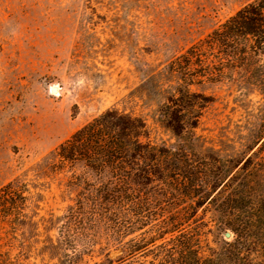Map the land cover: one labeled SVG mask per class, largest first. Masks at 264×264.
<instances>
[{
  "label": "rangeland",
  "instance_id": "1",
  "mask_svg": "<svg viewBox=\"0 0 264 264\" xmlns=\"http://www.w3.org/2000/svg\"><path fill=\"white\" fill-rule=\"evenodd\" d=\"M253 1L0 0V188L14 182L27 197L20 220L0 221V264H61L50 244L76 189L68 169L51 168L54 152L99 115L141 118L144 142L176 147L160 116L178 85L168 65ZM192 90L210 99L192 151L238 158L261 120L262 93L231 80ZM198 218L204 250L219 248L211 207ZM99 246L79 264H106Z\"/></svg>",
  "mask_w": 264,
  "mask_h": 264
},
{
  "label": "trees",
  "instance_id": "2",
  "mask_svg": "<svg viewBox=\"0 0 264 264\" xmlns=\"http://www.w3.org/2000/svg\"><path fill=\"white\" fill-rule=\"evenodd\" d=\"M167 69L178 85L160 116L176 147L144 142L145 122L112 109L55 150L51 168L68 169L76 189L50 244L61 264H79L98 245L107 249L106 264H113L109 246L120 252L118 264H264V106L238 158L202 155L191 146L210 102L194 86L231 80L264 96V0L244 6ZM26 200L14 182L1 187L0 221L20 220L16 211ZM206 205L221 238L208 252L198 225Z\"/></svg>",
  "mask_w": 264,
  "mask_h": 264
},
{
  "label": "water",
  "instance_id": "3",
  "mask_svg": "<svg viewBox=\"0 0 264 264\" xmlns=\"http://www.w3.org/2000/svg\"><path fill=\"white\" fill-rule=\"evenodd\" d=\"M52 91H53V92H56V91H57V88L54 87V88L52 89ZM224 236H225V238L229 239V238L232 237V234H231V232H228V231H227V232L224 233Z\"/></svg>",
  "mask_w": 264,
  "mask_h": 264
}]
</instances>
